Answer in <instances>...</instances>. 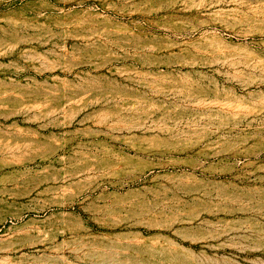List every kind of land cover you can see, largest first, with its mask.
<instances>
[{
	"label": "rangeland",
	"instance_id": "1",
	"mask_svg": "<svg viewBox=\"0 0 264 264\" xmlns=\"http://www.w3.org/2000/svg\"><path fill=\"white\" fill-rule=\"evenodd\" d=\"M0 264H264V0H0Z\"/></svg>",
	"mask_w": 264,
	"mask_h": 264
}]
</instances>
